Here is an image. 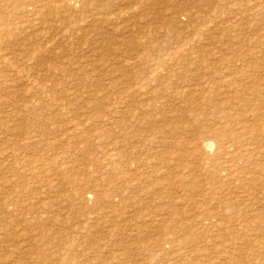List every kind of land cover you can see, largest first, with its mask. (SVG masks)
Listing matches in <instances>:
<instances>
[{
    "label": "rangeland",
    "instance_id": "1",
    "mask_svg": "<svg viewBox=\"0 0 264 264\" xmlns=\"http://www.w3.org/2000/svg\"><path fill=\"white\" fill-rule=\"evenodd\" d=\"M150 1L0 0V264H264V0Z\"/></svg>",
    "mask_w": 264,
    "mask_h": 264
},
{
    "label": "bare ground",
    "instance_id": "2",
    "mask_svg": "<svg viewBox=\"0 0 264 264\" xmlns=\"http://www.w3.org/2000/svg\"><path fill=\"white\" fill-rule=\"evenodd\" d=\"M54 1V0H53ZM68 1V0H67ZM74 1V0H73ZM52 2V1H51ZM130 2V1H129ZM151 2V4H152V0L150 1ZM260 2V1H259ZM42 3V2H41ZM46 3V2H45ZM139 3V2H138ZM21 4V3H20ZM19 4V5H20ZM134 4V3H133ZM254 4V3H253ZM261 4V3H260ZM26 4H24V6H25ZM85 5V4H84ZM142 5V4H141ZM11 6V5H10ZM71 6V5H70ZM240 6V5H239ZM254 6V5H253ZM3 7V6H2ZM18 7V6H17ZM63 8V7H62ZM94 8H96L95 6H94ZM26 9V8H25ZM140 10V9H139ZM11 11V10H10ZM65 11V10H64ZM54 12V11H53ZM137 12V11H136ZM24 13V12H23ZM62 13V12H61ZM95 13V12H94ZM128 13V12H127ZM54 14H55V12H54ZM56 15V14H55ZM75 15V14H74ZM102 15V14H101ZM79 17V16H78ZM44 18V17H43ZM65 18V17H64ZM100 19V18H99ZM102 19V18H101ZM42 20V19H41ZM32 21V20H31ZM49 21V20H48ZM48 21H47V23H48ZM93 21V20H92ZM120 21V20H119ZM120 23V22H119ZM69 24V23H68ZM263 24V23H262ZM241 25V24H240ZM36 26V25H35ZM71 26V25H70ZM77 26V25H76ZM201 26V25H200ZM231 27V26H230ZM85 28V27H84ZM53 29V28H52ZM96 31V30H95ZM102 31V30H101ZM104 31V30H103ZM109 31V30H108ZM76 32V31H75ZM204 32V31H203ZM86 33V32H85ZM48 35V34H47ZM97 36V35H96ZM38 37V36H37ZM74 37H76V36H74ZM1 38V37H0ZM64 38H66V37H64ZM117 38V37H116ZM208 38V37H207ZM228 38V37H227ZM62 39V38H61ZM71 39V38H70ZM77 39V38H76ZM100 39V38H99ZM119 39V38H118ZM69 40V39H68ZM67 40V41H68ZM89 40V39H88ZM154 40V39H153ZM224 40V39H223ZM218 41V40H217ZM39 42V41H38ZM211 43V42H210ZM259 43V42H258ZM3 44V43H2ZM56 44V43H55ZM124 44V43H123ZM169 44V43H168ZM218 44V43H217ZM260 44V43H259ZM203 45V44H202ZM255 45V44H254ZM26 46V45H25ZM192 46V45H191ZM194 46V45H193ZM236 46V45H235ZM189 47V46H188ZM221 47V46H220ZM211 48V47H210ZM30 49V48H29ZM72 49V48H71ZM125 50V49H124ZM165 50V49H164ZM193 50V49H192ZM126 52V51H125ZM7 53V52H6ZM9 53V52H8ZM72 53V52H71ZM71 53H70V55H71ZM4 56V55H3ZM135 56V55H134ZM42 57V56H41ZM70 57V56H69ZM125 57V56H124ZM144 57V56H143ZM22 58V57H21ZM225 58V57H224ZM33 59H35V58H33ZM118 59V58H117ZM150 60V59H149ZM11 61V60H10ZM246 61V60H245ZM7 62V61H6ZM234 62V61H233ZM259 62V61H258ZM24 63V62H23ZM210 63V62H209ZM34 64V63H33ZM19 65V64H18ZM69 66V65H68ZM76 67V66H75ZM152 68V67H151ZM3 70V69H2ZM27 71V70H26ZM20 72V71H19ZM209 73H211V72H209ZM215 73V72H214ZM108 74V73H107ZM163 75V74H162ZM39 76V75H38ZM244 76V75H243ZM26 77V76H25ZM96 77V76H95ZM197 77V76H196ZM223 77V76H222ZM58 78H59V76H58ZM90 78V77H89ZM163 78V77H162ZM35 79V78H34ZM77 79V78H76ZM18 80H19V78H18ZM63 80V79H62ZM91 81V80H90ZM37 82V81H36ZM97 82V81H96ZM111 82V81H110ZM126 82V81H125ZM248 82V81H247ZM170 83V82H169ZM64 84V83H63ZM228 84V83H227ZM74 85V84H73ZM111 85V84H110ZM91 86V85H90ZM97 86V85H96ZM69 87V86H68ZM62 88H65V87H62ZM161 88V87H160ZM252 88V87H251ZM171 91V90H170ZM32 92V91H31ZM62 92V91H61ZM70 93V92H69ZM79 93V92H78ZM82 93V92H81ZM212 93V92H211ZM56 94V93H55ZM255 94V93H254ZM253 94V95H254ZM258 95V94H257ZM256 95V96H257ZM261 95V94H260ZM104 96V95H103ZM210 96V95H209ZM86 97V96H85ZM98 97V96H97ZM185 97V96H184ZM254 97V96H253ZM80 98V97H79ZM88 98V97H87ZM35 100V99H34ZM88 100H89V98H88ZM237 100V99H236ZM248 102H250V101H248ZM257 102V101H256ZM37 103H38V101H37ZM58 103V102H57ZM126 103V102H125ZM70 105V104H69ZM75 105V104H74ZM44 106V105H43ZM71 106V105H70ZM225 106V105H224ZM40 107V106H39ZM84 107V106H83ZM124 107V106H123ZM122 107V108H123ZM16 108V107H15ZM73 108V107H72ZM33 109V108H32ZM89 110V109H88ZM16 111V110H15ZM34 111V110H33ZM37 111V110H36ZM80 111V110H79ZM92 111V110H91ZM12 112V111H11ZM31 112V111H30ZM29 112V113H30ZM118 112V111H117ZM48 113V112H47ZM90 113V112H89ZM61 114V113H60ZM84 114V113H83ZM112 115V114H111ZM113 116V115H112ZM42 117V116H41ZM78 117V116H77ZM92 117V116H91ZM244 118V117H243ZM79 119V118H78ZM254 119V118H253ZM83 122V121H82ZM89 122V121H88ZM238 122V121H237ZM222 123V122H221ZM41 124V123H40ZM54 125V124H53ZM86 125V124H85ZM147 125V124H146ZM246 126V125H245ZM121 127V126H120ZM126 127V126H125ZM243 129V128H242ZM241 129V130H242ZM241 130H239V131H241ZM248 130V129H247ZM34 131V130H33ZM51 132V131H50ZM33 133V132H32ZM39 133V132H38ZM37 133V134H38ZM72 134V133H71ZM48 135V134H47ZM109 135V134H108ZM70 136V135H69ZM74 136V135H73ZM98 136V135H97ZM102 136V135H101ZM129 136V135H128ZM253 136V135H252ZM101 138V137H100ZM243 138V137H242ZM246 138V137H245ZM36 139V138H35ZM247 140H249V139H247ZM254 140V139H253ZM43 142V141H42ZM250 142V141H249ZM47 144V143H46ZM234 144V143H233ZM261 144V143H260ZM116 145V144H115ZM117 145H118V143H117ZM229 145V144H228ZM241 146V145H240ZM34 153V152H33ZM260 155V154H259ZM27 156V155H26ZM61 157V156H60ZM59 157V158H60ZM70 159V158H69ZM36 160V159H35ZM30 161V160H29ZM40 162V161H39ZM42 162V161H41ZM255 162V161H254ZM30 163V162H29ZM228 163V162H227ZM27 164H28V162H27ZM37 164V163H36ZM58 164V163H57ZM26 165V164H25ZM42 165V164H41ZM48 165V164H47ZM250 166V165H249ZM251 167V166H250ZM67 168V167H66ZM246 168V167H245ZM41 170V169H40ZM68 170V169H67ZM74 170V169H73ZM26 172V171H25ZM37 172V171H36ZM49 172H51V171H49ZM67 172V171H66ZM71 172V171H70ZM27 174H28V172H27ZM62 175V174H61ZM65 177V176H64ZM249 177V176H248ZM41 181V180H40ZM62 182V181H61ZM41 183V182H40ZM66 183V182H65ZM34 184V183H33ZM57 186H58V184H57ZM45 188H46V186H44ZM38 190V189H37ZM47 190V189H46ZM55 191V190H54ZM45 194V193H44ZM8 195H9V193H8ZM12 196V195H11ZM18 196V195H17ZM42 198H43V196H42ZM66 198V197H65ZM45 199V198H44ZM40 200V199H39ZM46 200V199H45ZM33 201V200H32ZM54 201H56V200H54ZM12 202V201H11ZM69 202V201H68ZM44 203V202H43ZM47 203V202H46ZM249 203V202H248ZM51 204V203H50ZM52 206V205H51ZM61 210V209H60ZM35 215V214H34ZM42 218H43V216H42ZM11 248V247H10Z\"/></svg>",
    "mask_w": 264,
    "mask_h": 264
}]
</instances>
